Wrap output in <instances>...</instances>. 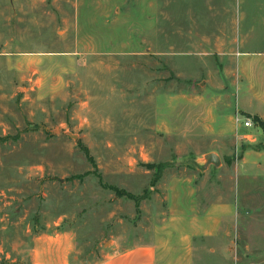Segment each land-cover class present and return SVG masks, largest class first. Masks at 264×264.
<instances>
[{
    "label": "rangeland",
    "instance_id": "374dc122",
    "mask_svg": "<svg viewBox=\"0 0 264 264\" xmlns=\"http://www.w3.org/2000/svg\"><path fill=\"white\" fill-rule=\"evenodd\" d=\"M263 51L264 0H0V264H49L62 234L98 264L194 184L260 208L237 256L264 264V173L229 119Z\"/></svg>",
    "mask_w": 264,
    "mask_h": 264
},
{
    "label": "crops",
    "instance_id": "0c3cea01",
    "mask_svg": "<svg viewBox=\"0 0 264 264\" xmlns=\"http://www.w3.org/2000/svg\"><path fill=\"white\" fill-rule=\"evenodd\" d=\"M257 55L261 58H251V62L247 57L240 58L239 69L242 70L245 65L251 63L249 71L252 73L257 70V79L255 78L253 83L251 79L246 86L255 94L258 103L254 107L255 110H251L253 107L245 109L240 104L236 108L255 120L257 117L258 124L246 128L240 123V127L235 120L237 112L229 117L247 141L243 143L244 147H241L240 157L241 174L246 177L254 173H264V51ZM239 133L237 136L241 137L242 134ZM212 188V192L203 193L194 184L192 191L184 192L182 196H173L172 206H175L177 211L175 214H168L165 224L160 227L155 225L150 235L146 233V238L135 241L123 250L108 254L98 264H251L254 259L251 256L243 257L238 262L240 257L237 256V237L243 229H247L248 234L251 233V230L245 227L248 226L246 220L252 210L258 211L260 208L249 202L239 206L236 194L218 195L215 187ZM249 196L255 194L247 192V200ZM243 221L245 223H242ZM59 239L63 241H60L56 248L62 255L58 254L59 258L49 257V264H68L64 260L72 250L73 242L66 234H62ZM246 245L249 247V244Z\"/></svg>",
    "mask_w": 264,
    "mask_h": 264
},
{
    "label": "built area",
    "instance_id": "2783aa9c",
    "mask_svg": "<svg viewBox=\"0 0 264 264\" xmlns=\"http://www.w3.org/2000/svg\"><path fill=\"white\" fill-rule=\"evenodd\" d=\"M236 121L240 122L243 124L244 127L246 128H251V127H255L258 124V121H256L252 116L250 115H242V114H238L236 116Z\"/></svg>",
    "mask_w": 264,
    "mask_h": 264
},
{
    "label": "water",
    "instance_id": "95a60500",
    "mask_svg": "<svg viewBox=\"0 0 264 264\" xmlns=\"http://www.w3.org/2000/svg\"><path fill=\"white\" fill-rule=\"evenodd\" d=\"M205 158L208 163H213L214 165H219L221 162L220 157L214 152L207 153Z\"/></svg>",
    "mask_w": 264,
    "mask_h": 264
},
{
    "label": "trees",
    "instance_id": "16d2710c",
    "mask_svg": "<svg viewBox=\"0 0 264 264\" xmlns=\"http://www.w3.org/2000/svg\"><path fill=\"white\" fill-rule=\"evenodd\" d=\"M255 118H256V120H258V118H257V117H255ZM128 196H129V197H133L131 194H128Z\"/></svg>",
    "mask_w": 264,
    "mask_h": 264
}]
</instances>
